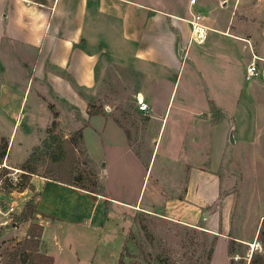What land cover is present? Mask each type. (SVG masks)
Segmentation results:
<instances>
[{"label":"crops","instance_id":"1","mask_svg":"<svg viewBox=\"0 0 264 264\" xmlns=\"http://www.w3.org/2000/svg\"><path fill=\"white\" fill-rule=\"evenodd\" d=\"M209 2L220 8L228 3L227 0H196L195 4H190L189 0H0V71L8 66L20 71L22 77L19 95H12L15 91L8 96L0 92L3 120L9 115L7 104L14 100L19 112L32 87L58 88L61 93L55 89V99L67 104L95 101L96 105L104 102L101 89L108 87L105 90L110 98L108 102L117 105L113 112L98 109L89 115L85 111L86 117L81 116V119L89 123L77 127L83 139L86 141L90 136L93 146L98 148L101 178L106 183L103 192L32 175V186L38 191V223L43 228L40 251L52 256L53 264H60L56 257L60 258L63 249L57 237L54 241L56 235L53 236L55 249L45 239L48 227L91 230L99 236L112 212L148 208L141 204L145 202L150 206L164 204L168 213L173 211L167 208L171 207V201L189 202L191 184H196L201 176L197 173V154L203 156L197 149L195 122L191 124L193 130L182 120L172 126L176 131L173 135L171 131L165 140L157 173L151 181L150 175L146 179L149 167L151 172L154 168L163 139L160 133L166 111L157 112V104L165 101L168 93V101H171L174 89L180 84L181 68L188 63L191 72L205 76V85L200 91L195 89L193 95L185 90L186 94L183 93L178 102H187L184 97H190L191 102L202 104L201 110L208 112L210 119L214 109L217 120L222 122L226 115L222 104L228 95L229 39L241 42L242 48L250 51L244 74L253 55L257 61L262 60L260 46L252 40L254 30L248 32L236 22L233 27L234 20L231 26L229 22L221 26L218 20L204 23L201 17V23L207 27L205 38L201 42L192 38L189 20L193 12L198 14L194 7ZM232 4L237 9L240 0ZM203 43H207V47L198 48ZM16 86L15 82L11 84V87ZM256 86H264V80L256 81ZM137 97L148 104L147 112L138 110ZM129 102L136 104L135 111L126 108ZM200 111L192 115L197 118ZM69 112L74 116L73 109ZM32 117L38 116L32 111ZM153 123L155 126L149 127ZM225 127L227 129L228 124ZM12 131L10 141L14 138ZM146 145L151 148L147 150ZM115 149L119 151L117 155L112 154ZM140 149H144L142 153ZM141 158L146 161L141 162ZM133 159L139 162L135 169ZM135 173L137 179L133 188L131 177ZM141 194L143 199L139 203ZM133 197L135 200L130 201ZM69 247L74 250L72 259L67 260L70 264L85 257L73 243H69Z\"/></svg>","mask_w":264,"mask_h":264},{"label":"rangeland","instance_id":"2","mask_svg":"<svg viewBox=\"0 0 264 264\" xmlns=\"http://www.w3.org/2000/svg\"><path fill=\"white\" fill-rule=\"evenodd\" d=\"M227 1L223 8L209 2L195 5L194 9L204 17V23L218 20L221 26L228 22L231 26L234 20L233 27L236 22L248 32L254 30L252 40L258 42L262 56V60L257 61L259 77L245 80L244 65L250 58V51L242 48L241 42L229 39L228 95L222 104L226 114L222 122L217 120L214 109L210 119V114L201 110L202 104L191 102L190 97H184L189 100L187 102H178L185 90L193 95L195 89L200 91L205 85V76L191 72L188 63L181 68L180 84L174 89L171 101H168V93L165 101L156 106L157 112L166 111V118L160 133V139L163 134L160 150L146 179L150 175L151 181L157 173L165 140L171 131L172 135L176 131L172 126L180 120L186 127L195 122L198 153L207 156L203 160L197 154V173L202 177L197 178L196 184H191L189 202L171 201V207L167 208L173 211L168 213H165L164 204L150 206L145 202L141 204L148 208L112 212L99 236L91 230L66 231V227L59 230L48 227L45 239L53 244L56 235L54 241L57 237L58 245L63 249L56 262L70 264L67 260L72 259L74 250L69 243H73L85 256L74 264H117L119 258L123 264H264V86H256V81L264 80V38H259L258 33L264 36V0H240L237 9L233 8L234 0ZM198 46L204 49L207 43ZM203 58L205 62L206 56ZM0 77L1 95L8 96L14 91L12 95L21 93L20 71L5 66ZM14 82L16 88L11 87ZM105 88L101 89L104 102L99 105L95 101L67 104L62 99H55V94L61 93L60 89L55 88L58 90L55 92L54 88L38 87L31 88L19 112L14 100L7 104L8 117L3 120L0 116V124L3 123L0 125V146L7 141L6 153L0 162V264H32L30 250H24V244L19 243L28 234L38 231L36 213L26 220L20 218L24 212L36 207L38 191L32 186V175L59 178L87 190L104 191L106 183L101 178L98 148L93 146L90 136L85 141L82 133L81 136L78 134L80 129L77 127L89 123L86 119L82 121L81 116L86 117L85 111L91 105L93 112L99 108H102L101 112L116 109V103L108 102V87ZM34 98L38 102L34 103ZM107 105L108 111L104 109ZM126 105L130 112L136 110L134 102ZM72 109L75 117L69 112ZM32 111L37 118L32 117ZM199 111L195 118L192 114ZM55 112L57 116L54 117ZM54 119L58 123L53 132L51 123ZM11 125L14 138L10 141ZM150 126L153 128L155 124ZM60 139L69 142L65 146V155H60L57 148ZM145 148L149 150L151 147L146 145ZM118 153L115 149L112 154ZM155 154L156 151L153 159ZM140 161L144 163L146 159ZM132 162L135 169L139 162L134 159ZM203 169L206 175L200 173ZM131 179L134 188L137 174ZM134 197L130 201H134ZM142 199L141 194L139 203Z\"/></svg>","mask_w":264,"mask_h":264},{"label":"trees","instance_id":"3","mask_svg":"<svg viewBox=\"0 0 264 264\" xmlns=\"http://www.w3.org/2000/svg\"><path fill=\"white\" fill-rule=\"evenodd\" d=\"M102 109V108H101ZM101 109L99 108V110L101 111ZM93 111H92V105L89 107L88 109V114L92 115ZM57 116V113H54V117ZM57 121L54 119L51 123L52 126V131L54 132L55 128L57 127ZM78 134L81 136V131L78 130ZM66 143V144H65ZM69 142H67L64 139H60L58 140V146L57 148H59L60 150V155H65V146L68 145ZM6 148H7V141H5L2 146H0V162L2 161L5 153H6ZM25 171H27L28 173H30V169L29 168H24ZM33 173V171H32ZM54 179H59V178H54ZM62 180V179H59ZM66 181V180H63ZM68 183H72L70 181H68ZM83 188V187H82ZM33 213L37 214V210L36 207H34V209H30L27 212H24L23 215H21V219H29L32 217ZM38 227V231L35 234H28L27 237H25L22 241H19V243H22L24 250H30L31 252V263L32 264H53V258L50 255H47L43 252H41L40 249V237L42 234V226L37 224ZM117 264H123V260L122 258L118 259Z\"/></svg>","mask_w":264,"mask_h":264},{"label":"built area","instance_id":"4","mask_svg":"<svg viewBox=\"0 0 264 264\" xmlns=\"http://www.w3.org/2000/svg\"><path fill=\"white\" fill-rule=\"evenodd\" d=\"M196 0H189L190 4H195ZM192 28V38L201 42L206 35L207 27L201 23V16L199 14H191V19L189 20ZM259 69L257 65V57L255 55L252 56V59L247 64L245 68V80H251L253 78L259 77ZM137 108L140 111L147 112L148 111V104L143 101V98L137 97ZM108 107V105H107ZM109 108V107H108ZM106 110V107L104 108ZM111 109V108H110Z\"/></svg>","mask_w":264,"mask_h":264},{"label":"water","instance_id":"5","mask_svg":"<svg viewBox=\"0 0 264 264\" xmlns=\"http://www.w3.org/2000/svg\"><path fill=\"white\" fill-rule=\"evenodd\" d=\"M108 109H109V108H108V107H106V110H107V111H108ZM231 139H232V138H231Z\"/></svg>","mask_w":264,"mask_h":264},{"label":"bare ground","instance_id":"6","mask_svg":"<svg viewBox=\"0 0 264 264\" xmlns=\"http://www.w3.org/2000/svg\"><path fill=\"white\" fill-rule=\"evenodd\" d=\"M141 98V97H140Z\"/></svg>","mask_w":264,"mask_h":264}]
</instances>
